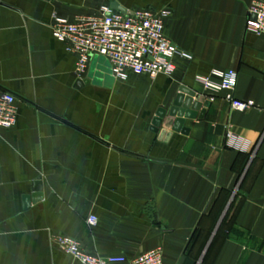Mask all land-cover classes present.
<instances>
[{"label":"crops","instance_id":"obj_1","mask_svg":"<svg viewBox=\"0 0 264 264\" xmlns=\"http://www.w3.org/2000/svg\"><path fill=\"white\" fill-rule=\"evenodd\" d=\"M255 1L0 0V87L18 107L0 135V264H82L50 231L101 257L161 247L165 264H185L225 217L213 264H264V35L247 27ZM116 3L170 9L166 35L192 58L177 55L172 75L121 79L95 55L79 76L53 15L120 11ZM213 68L236 70L235 96L255 106L236 110L207 89L198 78ZM182 86L210 105L165 143L152 122ZM38 178L43 199L25 207Z\"/></svg>","mask_w":264,"mask_h":264},{"label":"built area","instance_id":"obj_2","mask_svg":"<svg viewBox=\"0 0 264 264\" xmlns=\"http://www.w3.org/2000/svg\"><path fill=\"white\" fill-rule=\"evenodd\" d=\"M247 27L257 35H264V1L253 2L249 9ZM170 9L157 11L150 7L138 8L128 13L103 7L92 15H78L73 19L53 15V35L77 56L76 73L86 74L90 60L95 55L106 57L112 73L126 79L130 73L156 78L172 75L176 68L177 55L191 59L192 56L178 47L166 35V21ZM203 85L215 92H224L225 98L236 110L245 111L255 106L254 100H241L235 96L238 72L234 69L213 68L209 75L198 78ZM16 96L0 87V135L12 128L17 121ZM229 145L241 146V137L229 133ZM98 216L91 215L89 224L96 226ZM52 243L82 264H165L161 247L147 251L133 259L124 255L101 257L85 250L81 242L59 232L50 235Z\"/></svg>","mask_w":264,"mask_h":264},{"label":"water","instance_id":"obj_3","mask_svg":"<svg viewBox=\"0 0 264 264\" xmlns=\"http://www.w3.org/2000/svg\"><path fill=\"white\" fill-rule=\"evenodd\" d=\"M114 8L119 9L123 13H127L125 9L119 6L117 3L113 5ZM81 84V82H78ZM210 102L202 100L197 92L187 88L185 86L180 87L179 92L174 97L172 104L169 108L160 107L157 109L153 122L152 130L158 133V139L164 141L165 143L169 142L175 132H182L187 134L189 129L184 127L186 119H193L199 116L203 118L206 113V108L209 107ZM200 112V113H199ZM43 184L41 178H38L32 183V194L25 195L23 197L24 206L29 207L31 203H37L43 199ZM222 219L219 221L217 228L221 224ZM217 230V229H216ZM211 237L204 254L201 258L203 259L207 249L210 245Z\"/></svg>","mask_w":264,"mask_h":264},{"label":"trees","instance_id":"obj_4","mask_svg":"<svg viewBox=\"0 0 264 264\" xmlns=\"http://www.w3.org/2000/svg\"><path fill=\"white\" fill-rule=\"evenodd\" d=\"M224 227H226V217L222 220L219 228H218V231L216 233V235L213 237V239L211 240L210 242V245L207 249V252L205 253L204 257H203V264L207 261L208 258H210L212 255H213V259L215 258L216 254H217V250H218V247H219V243H220V240H221V232L222 230L224 229ZM210 238L211 236H208L206 237V239H204L200 245V251H196V250H193V249H189V253L190 255H192V253H196L195 255L200 254L205 250L207 244L209 243L210 241ZM198 238L196 237L195 240H197ZM196 242V241H195ZM195 242L193 244V246L195 245ZM199 247V245H198Z\"/></svg>","mask_w":264,"mask_h":264},{"label":"rangeland","instance_id":"obj_5","mask_svg":"<svg viewBox=\"0 0 264 264\" xmlns=\"http://www.w3.org/2000/svg\"><path fill=\"white\" fill-rule=\"evenodd\" d=\"M54 231H50V235L51 233H53ZM52 243V242H51ZM52 245H55V243H52ZM196 253H192V255H190L189 252H185V264H203V259L201 260L204 251L200 254L197 253V255H195ZM213 255L207 259V261L204 264H213Z\"/></svg>","mask_w":264,"mask_h":264}]
</instances>
